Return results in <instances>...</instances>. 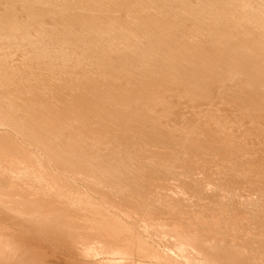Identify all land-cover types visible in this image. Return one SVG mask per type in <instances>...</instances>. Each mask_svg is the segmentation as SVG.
Returning <instances> with one entry per match:
<instances>
[{"label": "bare ground", "instance_id": "1", "mask_svg": "<svg viewBox=\"0 0 264 264\" xmlns=\"http://www.w3.org/2000/svg\"><path fill=\"white\" fill-rule=\"evenodd\" d=\"M0 264H264V0H0Z\"/></svg>", "mask_w": 264, "mask_h": 264}]
</instances>
